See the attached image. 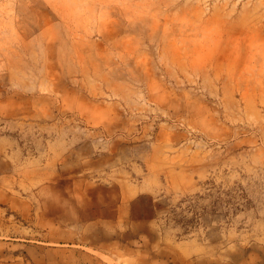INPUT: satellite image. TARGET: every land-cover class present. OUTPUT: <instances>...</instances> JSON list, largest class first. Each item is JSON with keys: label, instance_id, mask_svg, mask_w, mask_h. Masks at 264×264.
Segmentation results:
<instances>
[{"label": "rangeland", "instance_id": "374dc122", "mask_svg": "<svg viewBox=\"0 0 264 264\" xmlns=\"http://www.w3.org/2000/svg\"><path fill=\"white\" fill-rule=\"evenodd\" d=\"M40 166L55 197L126 173L127 228L11 209ZM0 264H264V0H0Z\"/></svg>", "mask_w": 264, "mask_h": 264}, {"label": "crops", "instance_id": "0c3cea01", "mask_svg": "<svg viewBox=\"0 0 264 264\" xmlns=\"http://www.w3.org/2000/svg\"><path fill=\"white\" fill-rule=\"evenodd\" d=\"M53 148L48 152L47 158L52 159L53 163L49 170L45 167H39L36 170V175L31 177L32 181H42L36 183L35 188L31 190L32 195L35 198L37 203L33 204L31 207L27 203L28 197L26 193L21 194V199H17L15 201H22L24 203L20 206L12 207L11 209L16 210L18 213L24 216L25 212L32 210L34 216L37 221L46 222L47 226L53 227H61L66 225L67 227H73L77 230L74 234L77 237V240L80 244H84L87 247V244H96L99 243L97 237L101 235H112L116 234L118 229L127 228V219L128 214L132 210L134 206V196L140 192V190H136L134 184H132L126 173L125 177L114 178L115 181H120V183H115L112 181H108V189L109 194L100 195L98 191L94 195L88 194L86 186L84 188L83 184H79L78 186V199H76L75 194L64 193L59 197H55L56 194L53 191H47L49 184H45L43 181L45 179H49L45 177V174L58 171L59 164H55L54 160L59 158H71L74 154L78 155V159L80 161L79 168L77 170V176L81 180V175L86 172V165L81 161L85 159L86 153L82 151L81 148L84 147L83 142H78L75 150H71L70 147H67V142L60 143L55 141L52 143ZM76 149L79 151L76 153ZM82 167V168H81ZM48 170V171H47ZM128 173V171H126ZM113 178L112 173H106ZM12 176L6 175L3 176V180H12ZM27 178V177H24ZM19 180V177H16ZM24 180L23 178H21ZM115 187V188H113ZM8 205L12 206L14 200L13 195H7L4 200ZM89 206V208H88ZM88 214V215H87ZM65 221V222H63ZM72 225H69L71 224ZM40 226H44L42 224H38ZM94 237L95 239H93ZM86 253V252H85Z\"/></svg>", "mask_w": 264, "mask_h": 264}]
</instances>
